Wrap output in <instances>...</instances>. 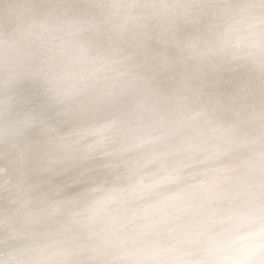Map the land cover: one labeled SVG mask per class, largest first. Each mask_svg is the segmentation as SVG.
I'll return each instance as SVG.
<instances>
[{
    "label": "clouds",
    "instance_id": "9594fccd",
    "mask_svg": "<svg viewBox=\"0 0 264 264\" xmlns=\"http://www.w3.org/2000/svg\"><path fill=\"white\" fill-rule=\"evenodd\" d=\"M0 264H264V0H0Z\"/></svg>",
    "mask_w": 264,
    "mask_h": 264
}]
</instances>
